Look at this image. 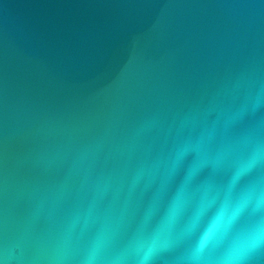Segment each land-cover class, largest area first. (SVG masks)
<instances>
[{
  "label": "water",
  "instance_id": "1",
  "mask_svg": "<svg viewBox=\"0 0 264 264\" xmlns=\"http://www.w3.org/2000/svg\"><path fill=\"white\" fill-rule=\"evenodd\" d=\"M246 77L264 80V0H0V237L81 202L77 181L34 217L67 174L58 153L103 142L96 171L119 172L129 128L154 118L159 155L177 114Z\"/></svg>",
  "mask_w": 264,
  "mask_h": 264
},
{
  "label": "clouds",
  "instance_id": "2",
  "mask_svg": "<svg viewBox=\"0 0 264 264\" xmlns=\"http://www.w3.org/2000/svg\"><path fill=\"white\" fill-rule=\"evenodd\" d=\"M157 127L146 118L124 133L116 151L135 160L119 172L96 171L103 142L58 153L67 174L37 195L34 217L77 181L81 202L46 231H5L0 264H264V80L240 78L177 114L152 155Z\"/></svg>",
  "mask_w": 264,
  "mask_h": 264
}]
</instances>
